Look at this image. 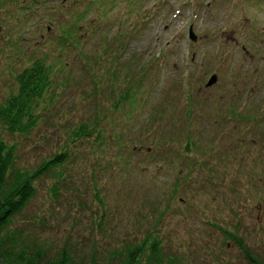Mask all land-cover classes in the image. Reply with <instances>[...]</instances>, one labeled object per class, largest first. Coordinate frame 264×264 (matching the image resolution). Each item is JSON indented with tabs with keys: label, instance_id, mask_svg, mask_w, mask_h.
<instances>
[{
	"label": "rangeland",
	"instance_id": "obj_1",
	"mask_svg": "<svg viewBox=\"0 0 264 264\" xmlns=\"http://www.w3.org/2000/svg\"><path fill=\"white\" fill-rule=\"evenodd\" d=\"M189 1L144 0L125 16L121 5L106 6L86 19L71 0H13L0 9V104L34 60L55 64L34 130L10 135L0 122V137L18 144V167L74 152L65 168L69 184L55 192L56 177L35 180L37 194L12 228L25 225L53 250L71 237L86 251H110L156 226L183 264H249L235 243L225 246L221 226L238 228L264 257V0ZM135 74L136 104L102 122L107 132L122 130L123 140L98 152L94 139L72 143V128L95 111L101 119ZM213 74L217 82L206 87ZM253 109L261 114L248 124L253 130L225 120L228 112L239 118ZM103 151L112 166L97 178L93 166Z\"/></svg>",
	"mask_w": 264,
	"mask_h": 264
},
{
	"label": "trees",
	"instance_id": "obj_2",
	"mask_svg": "<svg viewBox=\"0 0 264 264\" xmlns=\"http://www.w3.org/2000/svg\"><path fill=\"white\" fill-rule=\"evenodd\" d=\"M12 1L0 0V9L9 7V4L13 3ZM39 1L44 2V0ZM142 1L144 0H71V5L74 10L82 6L80 8L81 13L77 12V14L79 13L77 16L86 19L88 12L95 9L96 12L104 13L105 9L101 11L99 8L106 6L116 9L121 5L123 15H129L138 8ZM195 2V0H191L189 4L195 6ZM19 14L20 12L18 14L17 12L14 13L15 16H13L16 17L14 18L15 21L22 19V17L18 16ZM145 16H148V12H142L141 17L145 18ZM64 24L68 25L69 22L67 21ZM62 33V40L68 41L69 33ZM117 34L120 37L123 36L124 29L119 30ZM116 40V44H118L120 38ZM112 44H115V40ZM118 45L120 46V43ZM107 49L104 48V52L99 54L104 60L105 58L108 59L110 55ZM115 62L112 58L110 65H114ZM54 72L55 64L49 63L43 58H37L17 73L15 78L17 84L16 91L11 92L0 104V122L6 133L10 135H27L30 131L34 130L42 115V111H39L40 105L45 102L46 95L53 86ZM140 75H142V72H140ZM138 76L135 74L130 79L127 88L121 92L119 100L116 99L110 103L109 108H106V112L101 119L98 112L95 111L92 120H83V122L72 128L69 133L72 143L76 144L78 141L84 142L85 140L92 141L91 139H94V142L92 141L91 143L97 147L93 148L94 151L98 152L101 148L106 147V150L109 148L108 146L111 147L119 140H123L124 132L122 130L119 132H107L103 128L102 122L109 117V113L111 115L114 111L123 109L124 104L130 106L136 104L138 99L133 89L135 86L138 89L141 87V85L139 86V82L137 85L136 80ZM257 112L258 110L253 109L247 111L243 117L234 118L235 116L232 115L235 112L232 111L228 112L229 116H226L225 120L234 119L238 123L244 121L243 123H246V128L253 130V126H249L248 124L258 123L257 121L261 118L259 116L261 114L257 116ZM261 129L264 130V128ZM241 133L244 132L239 131V134L237 135L236 133V135L239 136ZM239 137L235 140L236 144L240 143L239 139L242 140L241 136ZM192 143L197 145L194 141ZM17 146V143L8 142L3 137H0V264H183L181 256L177 255V253L171 254L165 247L164 240L156 226L152 230H149L141 239L128 241L122 244L121 248H114L110 251H99L94 249L95 247L92 250L86 251L81 244L73 242L71 237L65 240L62 247L53 250L51 241L41 239L39 235L33 233L34 231L32 230V232L25 225L12 228L14 219L23 213V210L29 205L28 203L37 194L35 180L43 177V175L54 176L56 177V182L53 191H59L64 185L69 184L65 177L67 170L65 168L67 164L74 160V152L70 149H64L63 152L42 159V162L32 169L18 167L17 160L19 156ZM104 152L96 156V163L93 166V174L97 178H101L108 170H111L112 162L110 160L105 163L103 160ZM261 163L264 167L263 160ZM207 164L206 168H212V163L207 162ZM189 166L190 164H188V168ZM183 174L185 177H188L187 173ZM181 175H178V178ZM179 185L180 183L176 182L175 191L180 189ZM95 197V201H98L99 205L103 207L105 199H103L100 190L97 191ZM162 213L163 211L158 215L159 219ZM101 222L103 221L101 220ZM218 227L222 230L223 237L225 238L223 242L225 246L231 240L237 247H240L247 263L264 264L262 254H259L253 247L247 244L246 239L239 235L238 228L237 230H230L221 226ZM83 243L85 244L84 239Z\"/></svg>",
	"mask_w": 264,
	"mask_h": 264
},
{
	"label": "water",
	"instance_id": "obj_3",
	"mask_svg": "<svg viewBox=\"0 0 264 264\" xmlns=\"http://www.w3.org/2000/svg\"><path fill=\"white\" fill-rule=\"evenodd\" d=\"M189 36H190V38H191L192 40H194V41H196L197 38H198V36L195 35V33H194L193 26L190 27ZM217 80H218L217 75H216V74H213V75L210 77V79H209V81H208V83H207L206 86L209 87L210 85L215 84V83L217 82Z\"/></svg>",
	"mask_w": 264,
	"mask_h": 264
}]
</instances>
